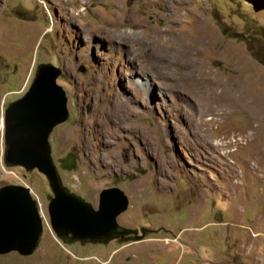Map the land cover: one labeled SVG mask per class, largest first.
<instances>
[{
  "label": "rangeland",
  "instance_id": "374dc122",
  "mask_svg": "<svg viewBox=\"0 0 264 264\" xmlns=\"http://www.w3.org/2000/svg\"><path fill=\"white\" fill-rule=\"evenodd\" d=\"M167 1L0 0V188L29 187L44 226L33 255L0 264H264V0H175L177 14ZM165 29L206 44L186 59L173 42H133ZM43 64L62 70L68 98L49 139L62 184L95 208L103 190L124 191L123 233L60 239L47 177L6 162V110ZM138 82L150 91L110 116ZM243 83L254 104L216 105L226 114L205 141L204 98Z\"/></svg>",
  "mask_w": 264,
  "mask_h": 264
},
{
  "label": "water",
  "instance_id": "95a60500",
  "mask_svg": "<svg viewBox=\"0 0 264 264\" xmlns=\"http://www.w3.org/2000/svg\"><path fill=\"white\" fill-rule=\"evenodd\" d=\"M62 70L53 64L39 66L28 92L5 113L6 162L43 173L53 191L49 214L52 229L65 242L99 240L123 233L118 217L129 199L118 187L105 189L95 208L70 192L61 181L50 146L55 127L68 119V98L58 84ZM44 232L38 203L29 187L0 188V255H33Z\"/></svg>",
  "mask_w": 264,
  "mask_h": 264
},
{
  "label": "bare ground",
  "instance_id": "6f19581e",
  "mask_svg": "<svg viewBox=\"0 0 264 264\" xmlns=\"http://www.w3.org/2000/svg\"><path fill=\"white\" fill-rule=\"evenodd\" d=\"M179 1H181V0H179ZM167 2H168V10L172 14H177V13L180 12V7H178L179 3L176 4L175 0H169ZM70 18L73 19V17H71V16H70ZM168 32L169 31L166 30V29L165 30H157V31L153 32V34L149 33V32H144V33H141L142 35L134 36L135 39H134L133 42H136V43H134L136 45H138V44L145 45V44H149L148 42H150V43L153 42L154 44H156L157 48L160 47V48H164V49H166V45L169 42H171V43L173 42L174 43L173 46H172L173 49H171V50H174V51L177 52L178 51L177 49H179L178 53H180V54H183L182 52H185V55H183V58H186V59L188 57H190L191 54H193L194 51L198 52V50H200V48H202L201 46H204L206 44V41L204 40V38L196 39V40H193V41H191V39H182V40L177 41L176 37L174 35H172V37H170V38L167 37L168 40H166L165 36H169ZM145 33H146V35H145ZM128 34L129 33H126V35H128ZM151 34H152V37H150ZM202 79H204V76H202ZM214 84H216V83L214 82ZM213 85H212V87H213ZM213 89L204 98V102H203V106H202L203 113L201 112L202 114L199 116L200 118H199V128H198L199 130L198 131L201 132V134L203 135L205 141H206V138L209 136V133H211L214 130L215 124H220L221 119H219V118L221 117V115H225L226 114L225 112H223V114L218 112L216 105H218L220 102H222L223 104H225V103L229 104L230 103L233 106H238V105L242 104V102L245 101L246 106L247 105L249 106V104L250 105L254 104L253 102H254V99H255L254 96L252 95L253 91L251 92V90H249L250 89V85H248L247 83H243L242 87L240 89H238V90H235V91L234 90L225 91L226 89H224L223 91L221 90V92H220L218 87H214ZM149 91H150V88L147 87L146 83L138 82V84H137V86L135 88V92H134L133 97L126 100V99H122L120 96H118L116 98L117 100H116L115 107H114V109L112 110V112L109 115L110 116H114L115 113H117V112H124L122 109H124V107L128 104V102H130V101L132 102V100H135V99H138L139 97L145 96V94H147V92H149ZM207 114H210V115H213V116H217L218 119L215 118V117L209 118V119H205V116ZM260 128H262L261 125H260ZM253 140L254 139H252V140H250L248 142H252ZM241 141H242L241 139H238V140L235 141L238 144L237 145L238 147L242 144ZM233 142L234 141H232L230 143H233ZM230 143H228L226 145H229ZM207 144H210V142L207 141ZM222 146H224V145H222L221 143H217V144H215V149L220 150V148Z\"/></svg>",
  "mask_w": 264,
  "mask_h": 264
},
{
  "label": "flooded vegetation",
  "instance_id": "af4514ba",
  "mask_svg": "<svg viewBox=\"0 0 264 264\" xmlns=\"http://www.w3.org/2000/svg\"><path fill=\"white\" fill-rule=\"evenodd\" d=\"M109 189V188H108Z\"/></svg>",
  "mask_w": 264,
  "mask_h": 264
}]
</instances>
